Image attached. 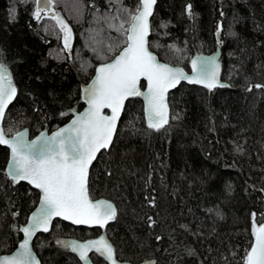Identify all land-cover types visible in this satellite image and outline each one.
Returning a JSON list of instances; mask_svg holds the SVG:
<instances>
[{"label":"trees","instance_id":"1","mask_svg":"<svg viewBox=\"0 0 264 264\" xmlns=\"http://www.w3.org/2000/svg\"><path fill=\"white\" fill-rule=\"evenodd\" d=\"M189 2L192 16L186 10ZM135 3L55 0L53 7L73 33L71 48L66 49L51 16L41 20L32 16L35 0H0V51L18 85L4 127L27 128L32 137L69 120V107L81 110V84L91 79L102 62L98 51L111 57L108 45H118L121 37L108 27L105 17L115 15L121 4L134 7ZM162 21L166 28L161 27ZM152 24L150 40L162 45L174 41L185 49L179 62L187 69L189 57L220 48V79L227 84L212 90L179 84L169 94L168 124L159 130L148 128L142 97L130 98L115 147L103 156L98 154L91 167L93 195L113 200L117 220L97 229L55 218L53 228L34 239L42 264L78 262L70 250L55 244L54 236L88 239L105 231L118 252L139 253L158 264H241L251 240L252 210L257 222H264V89L247 87L248 83L264 84V0H157ZM162 32L168 35L161 36ZM217 39L222 42L218 44ZM152 50L162 60H178L171 49L153 44ZM237 145L243 151H236ZM8 154L9 149L0 145V255L18 244L22 233L9 225L13 219L24 223L35 199L24 194L27 182H20L19 192L6 183L2 169ZM146 192L155 197V206L146 203ZM9 198L20 208L18 217L7 211ZM216 208L222 216L209 211ZM146 215L156 223L148 224ZM57 223L60 229L55 228ZM183 224L191 225V230L182 228ZM91 257L94 264H102V257L93 253Z\"/></svg>","mask_w":264,"mask_h":264},{"label":"snow or ice","instance_id":"2","mask_svg":"<svg viewBox=\"0 0 264 264\" xmlns=\"http://www.w3.org/2000/svg\"><path fill=\"white\" fill-rule=\"evenodd\" d=\"M55 0H35L32 16L41 20L49 15L58 25L66 49L71 48L72 29L67 21L56 12ZM156 0H136L134 7L121 4L115 15L105 17L109 28L121 34L119 44L108 45L109 57L103 50L98 51L101 61L95 67V75L81 87L80 100L86 103L83 111L74 107L67 109L71 119L58 126L50 134L41 131L29 139L27 128L4 127L6 110L18 94V85L10 64L0 51V145L9 149L6 167L2 169L6 183L19 192L21 181L27 182L25 196L31 200L29 214L25 222L15 219L9 228L22 233L17 237L18 246L7 254L0 255V264H42L34 250L33 237L39 230L49 232L53 228L54 218H62L76 226L106 229L110 221L117 220L118 208L112 199L93 195V174L91 166L98 154L103 156L115 147L118 121L130 98H143V116L150 129H161L169 121V90L181 81L204 85L212 90L217 85H224L220 79V61L216 53L205 56L197 53L189 57L190 71L181 66L185 49L174 41L162 45L158 40L151 41L154 31L152 20ZM189 16L193 15L192 4H186ZM16 9H12L15 13ZM10 13V18H14ZM166 28L167 23L161 22ZM221 27L216 28L217 34ZM168 35L167 32L160 33ZM217 39V43H221ZM164 47L171 49L178 56L176 62L161 60L155 51ZM118 53V54H117ZM167 56V52L165 53ZM86 70V68H85ZM249 89H264V84L248 83ZM61 116L65 112L59 113ZM102 150H105L102 152ZM236 151H243L237 145ZM111 175V170H107ZM149 180L151 174H148ZM145 187H148L147 182ZM231 191V184L226 185ZM35 189V191H33ZM152 192L155 190L152 189ZM264 192V188L261 189ZM146 203L155 206V197L146 192ZM7 209L11 217L20 215V208L9 198ZM217 216L223 213L219 208L209 209ZM251 240L244 249L241 264H264V222H257V213L251 212ZM148 224L154 225L151 216H145ZM264 221V215L261 216ZM187 231L191 225H181ZM60 229L59 223L55 224ZM160 240V236L155 237ZM55 244L78 257L77 264H93L90 253L103 258L102 264H158L154 258H141L139 253L126 256L123 250L118 252L116 245L108 238L107 232H100L93 238H75L70 234L54 236ZM43 244L44 241H39ZM239 247V246H237ZM189 253L193 250L189 249ZM237 253H233L236 255ZM154 253L150 251L149 257Z\"/></svg>","mask_w":264,"mask_h":264},{"label":"water","instance_id":"3","mask_svg":"<svg viewBox=\"0 0 264 264\" xmlns=\"http://www.w3.org/2000/svg\"><path fill=\"white\" fill-rule=\"evenodd\" d=\"M156 3H157V0H156ZM155 7H156V4L154 5V10H155ZM153 14H154V13H153ZM150 19L152 20V17H151ZM150 35H151V33H150ZM214 53L217 54L218 59H219V61H220V56H221L220 49H218V50H217L216 52H214ZM117 54H118V53H117ZM156 54H157V53H156ZM202 54L205 55V56H209V55H212L213 53H212V54H204V53H202ZM157 56H158V54H157ZM158 58L161 59L159 56H158ZM161 60H162V59H161ZM220 66H221V61H220ZM190 68H191V65H190ZM220 69H221V67H220ZM189 71H190V70H189ZM93 75H95V72H94ZM90 80H91V79H90ZM90 80H89V81H90ZM89 81H88V82H89ZM181 83L194 84V83H190V82H188V81H181L180 84H181ZM83 84H85V83H82V84H81V87H82ZM226 84H227V83L225 82L224 85H226ZM178 85H179V84H178ZM178 85H176L175 88H176ZM202 86H204V85H202ZM217 86H221V85H217ZM175 88H173V89H175ZM173 89H170V90H169V94H170V92H171ZM142 99H143V98H142ZM168 102H169V95H168ZM126 103H127V101H126ZM125 105H126V104H125ZM86 106H87V105H86V103L84 102V106H83V108L86 107ZM83 108H82L81 110H79V111H83ZM6 111H7V110H6ZM123 112H124V110L122 111L121 118H122ZM169 116H170V103H169ZM121 118H120V120H121ZM70 119H71V117H70ZM70 119H69V120H70ZM69 120H67V121L64 122V123H67ZM120 120L118 121V125H119V123H120ZM64 123H63V124H64ZM63 124H61V125H59V126H62ZM57 127H58V126H57ZM57 127H56V128H57ZM56 128H54V129L51 130L50 132H48L47 130H42V131H47V132L50 134V133H51L52 131H54ZM40 132H41V131H40ZM40 132H39V133H40ZM39 133H37L36 135H38ZM28 135H29V139H31V138H33V137L35 136V135H34V136L30 137L29 130H28ZM3 146H5V145H3ZM6 147H7V146H6ZM7 148H8V147H7ZM94 161H95V160H94ZM93 163H94V162H93ZM91 167H92V166H91ZM54 219H55V218H54ZM60 219H62V218H60ZM67 222H68V221H67ZM69 223H71V222H69ZM42 231H43V230H39V231L37 232V234H38L39 232H42ZM37 234H36V235H37ZM35 237H36V236L33 237V244H34V239H35ZM21 238H22V237H21ZM88 239H89V238H88ZM16 246H18V244H17ZM12 250H15V248L12 249ZM34 250H35V249H34ZM7 253H8V252L3 253V254H7ZM3 254H1V255H3ZM37 255H38V254H37ZM90 257H91V253H90ZM91 259H92V257H91ZM92 261H93V260H92ZM93 264H94V262H93Z\"/></svg>","mask_w":264,"mask_h":264},{"label":"bare ground","instance_id":"4","mask_svg":"<svg viewBox=\"0 0 264 264\" xmlns=\"http://www.w3.org/2000/svg\"><path fill=\"white\" fill-rule=\"evenodd\" d=\"M218 49H220V48H218ZM218 49H217V50H218ZM217 50H216V51H217ZM220 52H221V50H220ZM204 54H208V53H204ZM209 54H212V53H209ZM195 55H196V54H195ZM185 69L189 71V70H190V67H189V69H187V68H185ZM92 260H93V259H92ZM93 262H94V261H93Z\"/></svg>","mask_w":264,"mask_h":264},{"label":"rangeland","instance_id":"5","mask_svg":"<svg viewBox=\"0 0 264 264\" xmlns=\"http://www.w3.org/2000/svg\"><path fill=\"white\" fill-rule=\"evenodd\" d=\"M60 14V13H59ZM73 14V13H72ZM61 15V14H60ZM62 16V15H61Z\"/></svg>","mask_w":264,"mask_h":264}]
</instances>
